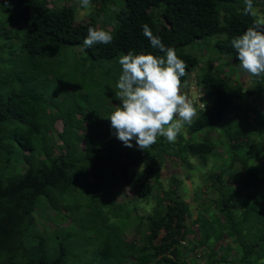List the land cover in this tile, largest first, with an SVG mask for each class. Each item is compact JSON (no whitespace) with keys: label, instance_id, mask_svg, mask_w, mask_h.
<instances>
[{"label":"trees","instance_id":"16d2710c","mask_svg":"<svg viewBox=\"0 0 264 264\" xmlns=\"http://www.w3.org/2000/svg\"><path fill=\"white\" fill-rule=\"evenodd\" d=\"M9 1L21 6L19 17L23 26L22 36L16 37V49L20 50L8 52L10 58L3 57L5 50H0V65L7 70L0 84L12 85L6 94L0 92V264H186L184 255L196 252H201L198 256L202 259L200 264H261L264 261V166L250 165L249 162L264 152V142L256 141L252 151H246L244 147L254 141L253 137L264 132V108L260 112L252 110L251 124H244L247 117L240 112L235 116L239 122H235L230 131L229 128L221 131L226 142L222 146L225 157L220 158L222 167L207 174L216 197L210 203L212 209L205 212V216L196 217L197 229L189 231L191 239L185 237L188 234V228L184 226L187 209L169 191L166 198L172 204L162 207V201L157 199L154 216L144 217L148 231L139 232L138 224L135 225L140 245L136 242V245L126 247L122 243L119 234L124 228L122 221L120 225L111 222L106 226L104 218L94 219L104 233L100 237L95 234L97 246L90 252L80 246L85 240L84 225L76 231L51 236L61 228L59 224L52 223L54 229L49 231L45 226L37 229L36 224V220L42 219L37 215L38 210L49 204L53 220L63 216L65 198L68 194L74 195V184L83 178L88 185L86 179L92 176L97 184L101 169L105 168L96 141H104L106 135L81 132L83 125L73 121L76 110L64 112L62 108H56L57 103L53 108L44 109L38 89L54 71L48 67L47 56L77 45L85 59L91 61H107L129 51L162 55L143 35L142 25L146 24L166 47L176 49L177 55L188 64L186 72L189 74L197 66V60L181 50L195 42L223 35V39L214 42L216 53L235 57L230 41L252 23V18L243 14L245 5L241 3L244 0H114L117 4L113 9L110 8L112 0H91L98 6L95 11L101 14L102 27H110L113 20L118 23L112 43L97 44L88 49L83 47V39L90 26L97 27L94 18L86 24L74 25L73 6L47 8L43 0ZM235 4L241 5L229 8ZM253 5L262 6L264 13V0H253ZM1 45L4 49L6 44ZM13 54L15 56L11 57ZM185 80L184 76L182 82ZM193 82L199 94L213 100L211 104H205L204 111L198 110L200 115L191 126H186L185 133L192 139H184L179 134L174 144H165L163 137H159L147 149L148 153L152 150L157 155L171 152L181 161L187 154L201 163L208 154L214 155L217 142L207 132L220 123L227 124L226 115L235 89L226 83L225 78L216 76L207 68L201 69ZM78 114L81 116L82 113ZM56 119L61 121L60 131H48ZM199 132H202L200 140L192 141ZM69 136L75 146L84 142L83 154L78 158L69 157L75 151L66 149ZM55 141L60 146L55 145ZM85 159H90L85 173L77 171L73 174L75 165L80 167V162ZM97 163H100L98 167ZM234 164L241 166V172L233 176L229 170ZM153 174L155 176V172L148 168L127 178L136 187L137 198L149 196L155 184V181L149 182ZM74 177L78 181H74ZM229 178L236 183L235 186L226 185ZM81 188L87 189L85 185ZM103 196L97 207L105 205L107 195L104 193ZM80 197L79 193L77 198ZM124 218H127L128 225V215ZM159 231L163 234L158 239ZM182 240L185 241L184 247L180 246ZM218 254L219 259L215 258ZM89 255L91 259L87 260ZM68 256L71 260L66 258ZM196 263L195 260L189 261V264Z\"/></svg>","mask_w":264,"mask_h":264},{"label":"rangeland","instance_id":"374dc122","mask_svg":"<svg viewBox=\"0 0 264 264\" xmlns=\"http://www.w3.org/2000/svg\"><path fill=\"white\" fill-rule=\"evenodd\" d=\"M43 1L47 8H51L52 6L60 7L62 5L73 6L75 8L74 25L86 24L90 18H94L96 25L102 27L101 14H96L95 9L98 6L95 4H92L91 10H87L79 7L78 0ZM112 1L113 4L110 5L111 9L117 4L114 0ZM5 3L10 5V7L4 8L0 6V50H5L2 53L3 57L10 58L8 52L14 53L15 50H20L16 49L18 45L16 37L22 36L21 27L23 24L19 17L21 6L9 0H0V5H4ZM241 4L244 6V3ZM241 4L230 5L229 8H234ZM254 8L259 9L262 13V6L258 5L254 6ZM105 28L108 27L106 26ZM218 39H223V35L213 36L204 42H195L191 45L192 47L186 46L181 50L183 53L189 54L197 60V66L191 72H188L189 74L185 75L186 80L183 89L185 94L194 102L197 110L203 109L200 101L202 94H199L198 90L194 88L195 84L193 80L196 75L200 74L201 69L207 68L216 76L225 78L226 83L235 89L231 106L226 115L225 123L227 124L223 125L220 123L217 128L207 132L211 139L217 142V145L213 148L214 155L208 154L203 163L187 154L184 155L185 158L181 161L179 157L172 155L169 150V154L157 155L153 150L148 153V150H139L134 140L132 141V147H126L115 137L107 117L112 113L114 107L119 104L115 94L118 91L116 84L122 71L121 65L118 62L122 56L121 54L107 61H91L85 59L84 53L80 51V46L77 45L62 48L59 53L47 56L49 58L48 67L54 71L49 74L45 84L38 89V92L41 93L44 109L53 108L54 104L57 103L59 105L56 108L60 107L64 112L71 109L76 110L77 113L75 114L77 115L73 117V121H77L83 125L84 128L83 131L81 129V132L84 134L93 132L94 135L96 133L106 135L104 141H96V148L101 149V151H98V155L103 157L104 160L102 161L105 168L101 169L97 184H95L93 176L86 179L88 185L85 184L83 178H80L78 181V178L74 177L73 180L78 182L74 184L72 191L74 195L68 194L65 198L66 211L63 213V216H57L56 220H53L52 211L49 208L51 205L42 207L38 210L37 215H41L44 220L42 221L41 218L36 220L37 229L41 230L42 226H45L46 231H49L53 228L52 223L59 224L58 227L61 228L51 235L53 236L58 232L65 234L76 231L81 225H84L85 240L82 241L80 246L86 247V250L90 252L97 246L98 237L96 238L95 234L98 233L100 237L104 233L103 228H101L98 222H94V219L101 220L104 218L107 220L106 226L111 222L120 225L122 221L124 228H122L119 234L121 235L122 243L126 247L134 246L136 242L140 245V238L137 232L145 233L149 228L146 223L147 220L144 217L147 215L154 216V206L157 199L162 201V207H165L166 204H172L166 198V192L169 191L187 209L184 226L188 228V234L185 237L191 239L192 235H190L189 231L197 229V225L194 224L196 217L199 215L205 216V212L212 209L210 203L216 197V192L211 187L207 174L214 172L218 167H222L220 158L221 156L225 157L222 146L224 147L226 142L223 139L221 131L224 128H229L230 131L234 123L239 122V118L235 116L240 112L247 117L244 120V124H251L253 120L252 110L256 109L260 112L264 108V87H262L264 83L257 82L254 77L249 76L240 69L236 54L233 58L231 56H218L214 47V42ZM1 44H6L4 49ZM14 56L15 54L11 57ZM16 66L18 67V65ZM5 74H7L6 68L0 65V79ZM11 86L6 87L0 84V92L6 94ZM201 100L208 105L212 103L213 98L204 97L203 95ZM78 113H82L81 116ZM73 121L71 123H76ZM88 127H90V130H87ZM48 128V131L59 132L61 121L56 119ZM185 131L186 126L180 135L184 139L191 140L192 138L186 135ZM77 134H80V131H77ZM201 135L202 132L195 134L192 141H199ZM67 139L69 140V147L66 149L69 151L75 150L74 153L71 152L69 157L71 159L78 158L79 154H83L84 142L82 141L75 146V142L70 136ZM253 139L254 141L246 145L244 150L252 151L255 142L258 140L264 142V132H261L259 137H253ZM58 143L55 141V145H59ZM163 143H167L165 138H163ZM74 146L75 149L73 148ZM172 146L174 148V145ZM95 162L96 160L93 161V163ZM249 163H251L250 165L256 163L264 166V152H261L256 159L251 160ZM99 164L97 163V167ZM76 165L73 174L77 171L85 173L87 167L90 165V159L82 160L80 167H76ZM148 168L155 172V176L153 174V177L149 180L150 183L155 181V184H153L151 193L147 198H137L136 187L131 183V180L127 181V178ZM237 172H241V166L234 164L229 173L234 176L237 175ZM82 185H85L87 189L82 190ZM226 185L235 186L236 183H233L232 179L229 178ZM95 188L97 191H101L97 193ZM79 193L81 194L80 199L77 198ZM104 193L107 195L105 205L97 207L99 205L97 203L103 199ZM174 196L172 195L171 197ZM233 207L236 208L237 205ZM95 211H97V214ZM126 214L128 215V225L127 218H124ZM59 219H61V222ZM136 224H138V231L135 229ZM95 225L97 227H94ZM162 234L163 232L159 231L157 238L159 239ZM194 238L196 240V236ZM180 246H185L184 240L180 242ZM103 252L106 253L105 250ZM199 255H201V252L185 254L184 262L189 264V261L195 260L196 264H198L202 261V259L198 258ZM219 257L220 255L218 254L215 258L219 259ZM66 258L71 260L69 256ZM90 259L91 256L89 255L87 260Z\"/></svg>","mask_w":264,"mask_h":264},{"label":"clouds","instance_id":"9594fccd","mask_svg":"<svg viewBox=\"0 0 264 264\" xmlns=\"http://www.w3.org/2000/svg\"><path fill=\"white\" fill-rule=\"evenodd\" d=\"M78 4L87 10L93 7L91 0H78ZM244 5L243 14L250 16L252 23L242 34L234 36L230 44L240 69L264 83V13L254 8L253 0H244ZM0 6L10 7L7 3ZM117 23L113 20L108 28L90 26L83 47L112 43ZM142 29L150 46L162 55L129 51L119 58L122 71L115 95L120 103L107 119L115 137L126 147H132L134 140L139 150L146 151L159 137L175 142L185 126H191L200 113L183 91L182 78L187 74L188 64L174 47H166L148 25H142ZM201 97L204 111L206 105Z\"/></svg>","mask_w":264,"mask_h":264},{"label":"built area","instance_id":"2783aa9c","mask_svg":"<svg viewBox=\"0 0 264 264\" xmlns=\"http://www.w3.org/2000/svg\"><path fill=\"white\" fill-rule=\"evenodd\" d=\"M197 97H198V95H197ZM197 99V98H196ZM196 102H197V100H196ZM198 103V102H197Z\"/></svg>","mask_w":264,"mask_h":264}]
</instances>
